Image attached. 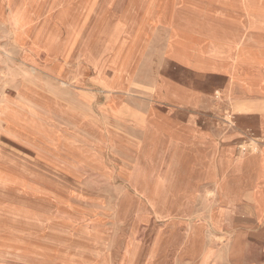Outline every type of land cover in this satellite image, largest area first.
I'll list each match as a JSON object with an SVG mask.
<instances>
[{"label":"rangeland","instance_id":"rangeland-1","mask_svg":"<svg viewBox=\"0 0 264 264\" xmlns=\"http://www.w3.org/2000/svg\"><path fill=\"white\" fill-rule=\"evenodd\" d=\"M156 3L0 0V264H264L259 118L233 110L225 72L166 53L175 29L243 41L264 0H175L173 26ZM162 78L200 106L158 96Z\"/></svg>","mask_w":264,"mask_h":264},{"label":"bare ground","instance_id":"bare-ground-1","mask_svg":"<svg viewBox=\"0 0 264 264\" xmlns=\"http://www.w3.org/2000/svg\"><path fill=\"white\" fill-rule=\"evenodd\" d=\"M174 1L175 0H157L155 6V13L157 20L160 19V22H162V20L167 18L168 16L170 18L168 24L172 25L173 16H174L172 7ZM186 1L188 3H191V4H187L188 8L190 7V9L195 11H208L210 9H214L218 4H225L224 3L225 0H186ZM244 11L248 14L250 28H257L264 30V7L245 6ZM189 29L190 28L181 30L180 32H177L176 29L172 31V34L170 35L168 41L166 53L172 58L182 62L183 64H186L192 68H196L198 71L201 72V74H203L209 69L227 70L230 67H232V65L237 60L246 63L248 66L254 63L260 64V60L262 59L260 54L257 56L246 57V58L242 56L240 58L238 56L235 58L234 49L237 48L238 45H236L233 40L220 38L216 34L209 31H204L203 33H199L196 35L194 32L190 31ZM19 30L20 29H14L13 31L10 32V34L16 36L17 39L22 43V35L24 38L26 36V33ZM248 68H246V70ZM155 90L158 96H161V93H163V91H166L169 100L172 102L170 104H182L181 107L183 106V104L187 105L189 103L192 104L193 106H198L200 102L197 94L188 93L184 87L176 85L164 78H162V83L158 85ZM218 93L219 91L217 92V94ZM158 96H156V99ZM157 100L161 102L159 99ZM236 100L237 99L235 98L234 106L238 108H242L241 109L242 112L243 111L249 112L255 110L256 108H260L264 118V99L261 101H252V102L236 101ZM234 109L237 110L236 108ZM229 121L230 123H233L232 119H229ZM8 124L9 125L7 131L13 137L17 139L26 140L30 142L32 145L39 144L37 140L29 139L28 138L29 135L26 134V132H24L23 129L15 125H12L10 123ZM166 132L167 133L165 134L167 136V141L164 145L162 157H164L165 159L168 158V162H169V157H171L173 152L177 150V139L179 136L173 134L170 130ZM263 171L264 168L259 170V172H263ZM132 184L136 186L138 189H140L139 187L140 185L138 183L132 182ZM152 196L149 195L148 199L152 204H154L156 198ZM251 200L255 204L257 203V199H255L252 196H251ZM258 215L260 218H263L262 215L260 214ZM254 223H255L254 226L256 227L257 223L255 220ZM221 234L223 235V233ZM258 235L264 237V233L262 232L261 234L258 233Z\"/></svg>","mask_w":264,"mask_h":264},{"label":"crops","instance_id":"crops-1","mask_svg":"<svg viewBox=\"0 0 264 264\" xmlns=\"http://www.w3.org/2000/svg\"><path fill=\"white\" fill-rule=\"evenodd\" d=\"M247 14V13H246ZM248 16V14H247ZM249 19V17H248ZM233 31H236L235 29H232ZM245 39L241 41L239 38H235L237 35H241V32L238 30L236 32H230L226 34L225 36H219L220 38H225L228 40H233L236 45H238L237 48L234 49V56L235 58L238 56L239 58L242 56L244 58L246 57H252L257 56L259 53H264V30L263 29H257V28H250L249 22L248 27L245 29ZM238 41V42H237ZM240 41V42H239ZM182 63V62H181ZM186 65V64H184ZM188 66V65H186ZM190 67V66H188ZM246 63L240 62V60H237L232 67H230L227 70H222V72H225L228 76V83L226 87L223 90L224 97L226 100H231L233 110H234V99L243 100V99H253V100H259L264 99V64H251V71L248 75H246V68H248ZM192 68V67H190ZM196 70L199 75L201 74L200 71H198L196 68H192ZM175 84V83H174ZM177 85V84H176ZM180 86V85H179ZM182 87V86H181ZM185 88V87H184ZM186 89V88H185ZM188 93V89H186ZM199 98V106L201 104V98L198 95ZM181 107L182 104H177ZM184 108H196L192 105H184ZM260 107V106H259ZM236 113H245L246 115H257L260 122V130L264 137V118L262 115V112L260 108H256L253 111H243V112H236ZM262 158L260 160H257L258 166L259 164H262ZM264 168V166L262 167ZM255 182V181H254ZM257 183V182H256ZM255 183V184H256ZM259 189L261 192H264V181L259 180ZM254 184V185H255ZM251 193L253 194V186ZM252 196V195H251Z\"/></svg>","mask_w":264,"mask_h":264}]
</instances>
